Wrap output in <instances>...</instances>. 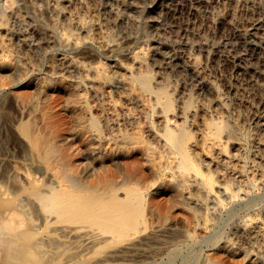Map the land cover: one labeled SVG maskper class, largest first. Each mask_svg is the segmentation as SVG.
<instances>
[{"label": "bare ground", "instance_id": "1", "mask_svg": "<svg viewBox=\"0 0 264 264\" xmlns=\"http://www.w3.org/2000/svg\"><path fill=\"white\" fill-rule=\"evenodd\" d=\"M33 1L39 6L45 4V0ZM103 1L104 0H102V2ZM18 2L17 0H0V27L7 26L9 20L13 21L12 17L8 16V11L12 8L14 9L13 12L16 11L14 5L18 8ZM94 2L95 4H99L98 2L96 3V1ZM102 4H104V2L101 3V5ZM31 5L33 4L31 3L30 6ZM101 5H98V7H101ZM23 6H25V4ZM49 6L50 5L47 7ZM29 7L24 8L26 9V13L31 12L33 9L30 10ZM21 8L20 12H24V10L21 11ZM104 10L101 11V13L104 12ZM32 11L35 12V10ZM54 11L58 13V11ZM60 11L64 13V11H66L65 7L63 10L61 8ZM88 12H90V10ZM99 12L100 11H98L97 14ZM42 13L44 15L45 11L43 10ZM57 13L55 14L58 15ZM60 13L61 12H59V14ZM105 13L106 11L104 14ZM12 14L15 13L11 11L10 15ZM49 14L53 15V9ZM26 15L23 16L27 19L29 15ZM30 15H32V13ZM34 15L33 18L36 19V14ZM83 15L81 16L83 17ZM38 16L42 17L40 14ZM54 16L53 19H58L54 18ZM91 16L92 15H89V18ZM9 17H11V19H9ZM92 17L97 19L94 15ZM92 17L91 20L93 19V21L90 19L87 20L86 16L83 17V20L80 18V22L83 21L81 26L79 24H77V26L71 24L72 22L75 23L73 15L72 22L67 21L65 23L66 20H63L64 23L61 24V26L59 25L60 22L54 24V22L57 21H51L54 24L51 26L53 33H57V31L61 29L58 33L59 35H57V37L60 36V38L55 37V39H57H53V41L57 42V45L62 43L65 47H61L55 51H64L63 54L68 51L72 53V58L77 61H75L76 63L73 61L75 67L78 62L88 61L89 65H93V67L95 63H98V65L95 64L97 66L95 68L97 75L93 74L97 80L99 79L98 90H95V85H92L93 87L91 86L94 88V91H90V89L88 90L86 88V85L89 84V79L86 81L87 78H85V76H89L90 78L92 75L89 71H86V75L80 74V70L77 71L80 76L76 74L77 72H74L79 76L78 78H80L81 81L77 83L78 88L83 87V89L79 90L77 88L79 91L76 90V92L66 89V98L68 100L66 109L64 108L67 110L65 112L77 113L79 111V113L75 116L74 122H69L70 127L66 128L68 122H65V132L54 129L56 128L55 126L59 127V121L62 122L63 120H60L58 117L59 124H53L56 120L51 121L50 116L53 113H50V110L48 112L44 108L45 111L43 110L44 113L42 112L43 114H41V116L37 114L38 109L31 106L28 102L30 98L26 96V94L29 93L28 90V92H26V89H21L24 91V94L22 91V93L20 92L21 94L18 93L15 95L12 92L16 91H12L11 93L3 92V96H0L2 99V102L0 101V248L6 251L5 257H2L0 260L5 264H225L221 255L216 256V253H220V249H222L225 252L222 253L223 256L233 257L237 254H244L243 260H246L253 254L256 257L251 264H264V243L259 241L262 237H258L255 242H252L249 235L252 228L251 226L256 219L262 215V211L255 213L250 210L255 214H250L248 216L245 214L240 217L239 215L244 211H242L241 214L237 212L238 215L233 209V211L229 209V211L231 210L230 214L224 209L230 203H233L232 200L234 199H237L238 203V198H242L240 200H246L247 198V203L253 204L251 203L252 197L251 199L248 198L250 197L249 194L252 191L255 192V188L259 187V183L256 185L258 179L254 177V173L257 172L253 171L251 182L245 180L246 178L239 181L235 177V174L247 172V167H251V165L247 166L248 160L252 161L253 165H258V163H256L257 158H254V156L253 158L248 157L250 155L249 153L248 156H245L247 152H244L245 154H241L242 157L239 158L240 160H245L241 166L239 165L240 161L239 163L236 161L238 163L236 167L231 166H235L236 163L233 164L225 161L228 169L234 168L236 173H232L231 177L221 180L222 178L219 179V172L221 170L218 169V172L216 168L212 167L213 165L211 164H213V162H210L211 164L209 162L206 163V160L202 159L201 153H204V151L198 153L195 149V146L201 143L205 146L203 148L206 150L209 148L210 151L208 149V152L211 153L212 145L217 140L220 141L218 143L222 147L221 149L218 145L221 149L219 151L220 154L224 152L229 158V151L231 150H229V142L235 140L242 144H249L250 138L252 140V137H250V130L247 132V127L244 128L242 125L240 126L238 124L242 122V119H239L240 121L237 120L238 123H236L221 115H219L220 117L216 115L206 117L205 115V127L203 131L205 132V136H203V139L200 141L190 123V118H195L192 109L196 107L194 96L196 93L194 86H196V84L190 82L188 84V81L182 78L181 73L177 72V74L173 71L166 72L165 68L156 65L157 63H155V61L152 62L149 60L150 57L146 55L147 53L145 52L150 49V45L146 46L145 43L150 39L148 36L146 38V35L144 36L145 46L141 48L142 53H134L133 59L139 63L137 70L135 69V71H133L132 69L134 68L131 66L129 68L132 69L129 71V64L127 63L128 66L126 65V67V62L123 61V63L119 64V67H121V69H126L129 74H127V78H124L125 76L123 77L122 74L120 76L125 80L127 79L126 82H129L125 85L123 84L120 88L117 85L112 86L110 82L112 83L115 81L113 78H116L117 75L115 76L112 72L114 77L111 76L110 70L113 71L114 68L108 70L112 67H107V61L116 55L115 53L112 54L113 51H115V48L112 49V44L116 42L120 43L119 39L121 37L119 39L117 37H119L120 34V36H122L126 30L128 31L129 26L127 25L128 28L125 26L127 29L124 28L126 30L123 31V34L122 31H117L118 28L122 27L120 25V27L117 28L118 23L110 27L109 29H111V31L109 30L110 32L107 33V35L105 34L107 40L104 46H101L102 50L100 51L102 53H97L94 50V44L96 42L99 43L100 40H95L96 42L93 44L94 37L92 36L93 38H90L91 35L89 37H87L88 35L84 36L81 31L86 28L85 26L87 25L85 24H89L88 21H91V23L93 22L95 25V22L100 19L98 18L95 21ZM104 18L107 19V15ZM115 19L118 21L117 18ZM128 20L129 19H127V21ZM24 21H22L21 26L18 25V31H16V27H14L15 30H13V32H18V52L17 50L15 51L13 44L15 41H8V44L6 41L7 39L2 36L4 33L2 34L0 32V70L2 74H0V88L7 86L9 80L11 82L9 86H11V89H15L22 81L28 80L26 83L30 85L32 83L33 85L36 79H38L40 81L38 85L40 94L44 95V98L45 96L48 98L50 96V94L48 96V92L55 87L59 81L61 82L62 77L65 80L67 79V83H64V85L70 87V85L75 83L74 81L73 83L71 82V78L74 80L73 78L76 75H72L69 68H62V64L58 66L60 65L58 61V65L53 59L55 63L52 62L48 52L53 46H48L42 42L44 39L42 40L39 38L41 40H38L40 43L36 45L32 44L35 40L34 36L32 37L30 33H34V31H31V25L33 24L29 22L30 20L27 23H23ZM44 21H46V19ZM44 21H39L37 25L40 26L36 27V29L39 28L38 32H41V34H45L47 28L50 27L48 26L50 23L46 26L47 23ZM111 21L113 22V17ZM116 21L114 20V22ZM110 22L106 21L105 25ZM11 23L12 22H10V24ZM35 23L37 22L35 21L34 24ZM121 23L122 22H120V24ZM15 24L14 26H16ZM93 24L91 26H93ZM91 26L87 29L88 33L93 29ZM115 27L117 29H115ZM134 27L136 28L137 26L135 25ZM134 27L133 30L135 29ZM2 30L4 31V28ZM135 32H137V30ZM16 33L14 34L16 35ZM103 33H106V31ZM137 34H139V32ZM137 34L135 33L133 35L137 36ZM149 34L151 33H148V35ZM51 35L56 36L54 34ZM92 35H94V33H92ZM131 35L130 33V36ZM13 36L14 35L7 38L11 39ZM44 36H46V34ZM103 36L104 35L101 37ZM85 37L89 38L92 43L87 45ZM123 37L122 40H124ZM152 37L153 35L151 36V40L153 39ZM46 38L47 36L45 39ZM72 39H76L73 41L76 43L71 45L70 41ZM104 39L101 41L104 42ZM134 39H136V37ZM82 41H84L85 44L81 45ZM170 41L172 40L170 39ZM175 43L178 44L174 42V46L176 45ZM47 44H50V42ZM167 44H170V42ZM116 45L117 47L119 46L118 43ZM180 46H182V44ZM66 47L67 50L65 51ZM124 48L120 49L119 47L121 51ZM172 48L174 49V47ZM201 48L202 46L200 50ZM119 49L115 52L119 53ZM158 50H160V48ZM117 56H119V54H117ZM121 57L123 56L121 55ZM54 58L56 59L57 57ZM73 62L71 66H73ZM32 64H34L33 68L35 66L39 68L38 72L40 73L37 74L39 78L36 77L35 79L34 77L35 80L32 79V76H34L33 72L35 71V68L34 71L31 69L32 67L30 68ZM77 65V68L82 66V64L81 66L80 64ZM93 67L91 66L90 68L93 69ZM156 67H158L159 70H157ZM84 69L85 67L83 66L82 70L84 71ZM7 71L11 73L5 76L4 72L8 74ZM71 71H73L72 68ZM58 73L62 75L60 78L61 80L59 79L58 81L57 79L58 82L55 83L56 80L55 78L53 79V77L55 75L58 76ZM118 76L117 78H119ZM94 77L92 78L95 80ZM2 78H8V83H6L4 79L2 80ZM182 80H184L183 86L185 90L188 91V94L183 91L187 94L186 96H182L179 91V87L182 86ZM109 84L111 85L109 87H113L111 90L109 89L110 91L107 89V85ZM216 86L219 87L218 85ZM2 89L5 91L6 87ZM216 89L218 90V88ZM96 93H99V95L103 97L102 103L101 101L99 102L100 99L97 98L99 96H96ZM117 94H125L126 97H130L129 99H121L120 96L117 99L116 97L119 96ZM40 96L41 95H39V97ZM32 97L35 96L31 95V98ZM137 98L138 102H140V99L142 104L145 103L147 105V109L141 111V107L135 104L128 110L131 111L132 114L138 116L137 120L130 119L131 117L125 118L124 115H126V111L128 110H124L126 103L123 101H134ZM39 99L38 101L40 102L41 99ZM50 99L51 97L48 98V100ZM27 102L30 106H28ZM32 103L34 102L32 101ZM97 103L98 105L96 106ZM111 104H113L117 116H120L121 113L125 111L123 115L124 123L121 119L119 121L118 117V121L122 122V124L119 123L120 125L118 128H115L116 125L113 126V124L110 123L114 118L111 119L109 116V113H111ZM118 104L120 106L122 105L123 109L120 108L121 110H119ZM128 104L129 103H127V105ZM42 106L40 107L42 108ZM79 106L80 110L78 108ZM128 106L130 107V105ZM225 106L226 103L223 104V107ZM43 107H46V105ZM126 108L128 107L126 106ZM226 108L228 109V105ZM11 111H13V115ZM33 113L35 114L33 115ZM28 115H33V117L31 116L32 118L30 119ZM53 115L52 117H54ZM105 115H107L106 118ZM128 115L132 116L130 112ZM25 116H27V119H24L26 118ZM63 116L65 117L66 115ZM72 117L74 118V116ZM234 120L236 119L234 118ZM43 122H45L44 125L42 124ZM5 131L7 136H4ZM251 134H253V132ZM61 137H64L61 139L62 142L59 141ZM210 141L211 144L213 142L212 145H208ZM12 143H14V145H12ZM17 144L24 147V151L22 150L23 153L16 150ZM106 147H108V150L105 153ZM253 148L249 145V148L247 147L245 149L251 152ZM237 151L240 152L239 150ZM116 153H120L119 156ZM236 155L234 154V156ZM212 156L214 157V155ZM230 156L232 157L233 154ZM259 156L264 158L263 155ZM231 160L232 159H230V161ZM260 161L262 162V160ZM233 162L235 161L233 160ZM260 164L258 165L259 167ZM261 166H263V164ZM221 175L225 176V174ZM263 175L264 174L261 176L263 177ZM220 185L223 186L224 189H222ZM262 186H264V184ZM261 188L263 191V187ZM164 192L170 194V198L166 199L167 204L165 203L166 200L163 202L164 199L161 200V197L159 198ZM226 193L229 194L227 199L231 201H229L230 203L227 202L226 196L223 198ZM186 195L192 200L186 198ZM263 195L260 198H264ZM195 199H202L201 201L204 205L201 206V203L199 204V201L197 202ZM254 201L259 203L258 200ZM255 204L251 207L254 208V211H256V207L254 206H258V204ZM211 205L212 208L209 207ZM228 208L231 207L228 206ZM223 209L228 212L227 216L229 215V218H227V216L224 218L222 217L223 220L227 218L225 221H222L220 217V222H223L224 226H222V230L220 227V231L215 232L214 230L217 229L216 227L219 226L218 223H220L218 218L219 213L222 212ZM178 210H182L183 213L181 214ZM177 211L180 214H178ZM236 214L240 219L237 218L234 223H231ZM262 216H264V213ZM262 219L264 221V218ZM257 223L258 222H256V224ZM257 225H259V223ZM227 226L230 228V231L226 232V229H228L226 228ZM204 230L207 232L205 236H202L201 232ZM208 231H213L211 234L215 233L214 235H209L207 234ZM261 231L262 230H260V232ZM205 232L203 233L205 234ZM260 234L264 237V231ZM201 237L202 239H200ZM252 238L253 237H251V239ZM245 239L250 240L247 242L249 244L244 243ZM205 248L208 249V251L214 249L219 250L214 251L213 255L207 254L205 257H202V252L205 251ZM58 249H64L66 252H58ZM225 259H228V257ZM239 263L240 262H237L236 264Z\"/></svg>", "mask_w": 264, "mask_h": 264}, {"label": "rangeland", "instance_id": "2", "mask_svg": "<svg viewBox=\"0 0 264 264\" xmlns=\"http://www.w3.org/2000/svg\"><path fill=\"white\" fill-rule=\"evenodd\" d=\"M25 1L19 0V2H18V0H17V2H18L17 4H18L19 10H18L16 5H14V8H15L16 11L13 12V10H14L13 8L10 9L9 11L7 10L8 11V16H11L13 21L9 20V24H8L9 26L5 25V27L4 26L0 27V32L2 34L3 33L5 34V35L3 34L2 36L5 37V39H7L6 40L7 42L8 41L11 42V40H12V42L15 41L13 43L14 47H15V51L16 50H17V52L19 51V48H18L19 47V42L17 40L18 32L17 33L13 32V30H15L14 27H16V29H17L16 31H18L19 26L22 25V21H24L26 19V17L23 16V15H26L28 13L26 16L29 15L30 17L28 16V18L25 20L26 22L24 21L23 23H27L30 20L29 22H32V24L35 26L34 27L33 25H31V31H34V33L33 32H30V33H31V36L32 37L34 36V38H35V40H34L35 42L33 41L32 44L36 45V44L40 43V41H41L40 39H42V40L44 39L42 42H44L46 45L53 46V47L56 45L55 46L56 48L55 47L54 48L52 47V49H50L51 47L49 48L50 50H53V51L49 50V52H51V53L48 52L49 58L51 60L53 59L56 62L57 65L60 63V65H58V66H61V64H62V66H61L62 68H67V69L69 68L70 72L72 73V75H76V74L78 75L79 73L86 75L85 73H87L89 71V73L92 74V75H91L90 78H89V76L88 77L85 76V78H87L86 81H88V79H89V82H88L89 84L86 85V88L88 90L90 89V91H94V88H92V87L95 85L94 87H95V90H96L98 88V84H99V82H98L99 79L97 80L96 77L93 76V74H96V69L95 68L97 67L96 65H98V63H95L96 65L94 64V67H93V65H89L88 61H86L87 64H86V62H78L77 64H80V66L82 64V66H81L82 69H83V66L85 67V69H87V70L84 69V71L81 69V67L77 68L78 67L77 64H76V67H75L74 62L76 60H74L72 58V53H69V51H68L67 53L65 52V54H63L64 51L62 49L65 48L64 44L60 43V45H57L58 43L53 41V39L56 40L58 37L60 38V36L57 37V35H59L58 33L61 31V29H59V31H57V33H53L52 32L53 30H51V26H52V24H53V22L55 20V19H53V16L55 15L54 18H58V19L55 20L57 22H54V24H57L58 22H60L59 23L60 26H61V24L64 23L63 20H66L65 21V23H66L67 21H69V22L71 21L72 22L73 18H75L74 19L75 23L72 22L71 24H74L76 26H77V24H79L81 26L83 21L80 22V18H82L81 20H83V17L86 16L87 20L88 19L91 20V17L93 15L97 19L100 18V19H98L99 20L98 21L97 19L92 17V18L95 19V21L97 20L95 22V25L93 24V22L91 23V21H93V19H92L91 21H88L90 25L88 23L85 24L88 27L85 26L86 28H84V30H81L82 34L84 36L88 35L87 37H89L91 35L90 38L94 37L93 44L96 41L100 40L101 43L100 42L99 43L96 42L94 44V50L97 53H102L100 51V50H102L101 46H104V44H105V42L107 40V38L105 37V34L107 35V33H109L111 31V29H109L110 27H113V26H115V23H118L117 24V28L120 27V25L122 27H120L118 29L115 27V29H117V31L118 30L122 31V34H123V31H125L128 28L127 27V25H128L129 26L128 31L129 30L130 31L129 32L127 30L126 31L129 34H127L126 31H125L124 34L122 36H120L121 35L120 34L121 32H120L119 33L120 35L118 34L119 37H117L118 39L121 37L119 39L120 43L116 42L115 44H112V47H113L112 49L115 48V51H118L119 47H120V49H122L124 47L125 48L122 51L119 49V53L113 51L112 54L115 53L116 55H114L113 58H111L110 60L107 61L108 62L107 63L108 64L107 67H109V66L112 67V68H109L108 70L114 68L113 71L110 70L111 74L113 72V74H115V76L119 75L118 76L119 78H117V76L115 78L113 74L112 75L110 74L112 77H114L113 80L115 79V81L111 80V81H113L115 83H113V82L111 83L110 82V84L112 86L117 85L120 88V87L123 86V84L125 85L126 83L129 82V81L126 82L127 79L126 80L124 79V78H127L126 76H127V74H129V72L126 69H121V67H119V64H121V63H123V61H125L126 62V64L124 63L125 66L126 65L128 66V64H129L128 68L131 67V66H132V68H134V69L129 68V71H131V69L133 71H135V69L137 70L139 63H138V61L133 59L134 53H137V52L138 53L139 52L142 53V50H141L142 46L144 47L145 44H146V46L150 45V49L147 50V52H145V53H147L146 55H148L150 57L149 60H151L152 62L155 61V63H157L156 65H158V66L160 65L162 68H165L166 72L173 71L174 73H177V72L181 73L182 78H184V80L188 81L187 82L188 84H189V82L196 84V86H194V90L196 91V93L194 95L195 96V105H196V107L192 109L193 114H195V118H190V121H191L190 123L192 124V126L194 128V131L197 133V138L200 141H201V139H203V136H205L204 135L205 132H203L204 131V127H205L204 126V117H205V115H206V117L207 116L210 117L211 115H216L217 117H220L219 115H221L222 117H224L226 119L228 118L231 121H235L236 123H238L237 120H239V119L241 120L242 119L241 120L242 122H240L238 124L240 126L242 125V127H244V128L247 127L246 128L247 132H248V130H250V135H251L250 137H252V140L250 138L249 144L248 143L247 144H245V143L242 144L238 140H237L238 142H236L235 140L230 141L229 142V150L231 149L229 151L230 155L233 154V156H234V154L235 155L237 154L234 157L233 156L231 157L228 154L229 158L231 157L230 159H232L231 161H230V159L227 157V155L224 152L223 153L221 152V154H220L219 151L222 149V147L218 143L220 141L216 140V142L218 144L216 142L213 144V142H212L213 145L211 144V141H213V140H211L210 143L208 142V145H212V151H211L212 154L208 152L209 148L207 150L204 149L203 147H205V146H203V144H201V143L198 144V146H195V145L194 146H195V149H196V151L198 153H201L202 151H204V153L203 152L201 153V156H202V159L206 160L205 161L206 163L207 162H209V163L213 162V164L210 163L211 165H213L212 167L216 168L217 170L218 169L221 170L220 172L218 170V172L220 174L219 175L220 176L219 179L222 178L221 180H223L224 178L231 177L232 173L233 174L236 173L234 168L233 169H230V168L228 169L226 162H231L233 164L236 163L235 166L231 165L233 167H236V165H238L239 161H240L239 165L240 166L243 165L242 163H244L245 160H240L239 158L242 157L241 154H245L244 152H247V154H245V156H248L250 154L248 157L253 158V156H254V158H257L256 159V163H258V165L261 163L260 167L257 164L253 165L252 161L248 160L247 162L249 164L247 163V166L251 165V167L250 166L247 167L248 168L247 172H243L242 174L241 173L240 174L236 173L237 176L235 174V177L239 181L241 179H245L246 178L245 180L251 182L252 173H254V172L259 173V174L254 173L255 174L254 177L256 179H258L257 180L258 182L256 183V185L259 183L258 185H259L260 188L258 186L257 187L259 189L255 188V190H254V188H253V190L255 192L252 191L251 193H253L254 195L250 193L251 195L249 194L250 197L248 198V199H251V197H252V199H251L252 202L251 203H253V204L257 203V201H254V200H258V202H259V203H257L258 206H254V207H256L255 208L256 211L253 210L254 208H251L253 206V204L251 205L250 203L249 204L247 203L248 202L247 198H246V200H244V199L240 200L242 198H238V203H237V199L236 200L234 199V200H232L233 203H230L231 201L227 199V196L229 195L227 193L224 194L223 198H225V196H226L227 202L230 201L229 202L230 204L228 206H230L231 208H228V206H227L224 209H226L229 212V214H230L232 209L234 211H236L235 213L239 212V214H241L242 211H244L241 215H239L237 213L240 217L244 216L245 214H247V216L250 215V214H255V213H258L259 211H262L261 213L263 215V213H264V202H261V201H264L263 200L264 198H260V197L264 194V186H262L264 184V175H263V177L261 176L262 174H264V172H263L264 171L263 170L264 169V160H263L264 158H262V156H259V155H263V157H264V138H263L264 137L263 136L264 135V0H126V1L125 0H112V1L111 0H104L103 1L104 4H102V5H101V3H103L102 0H100V1H98V0H49V1L45 0V4L42 5V6L36 5L33 0L32 1L31 0H25ZM46 1H47V4H46ZM94 1H96V3L98 2L99 4H95ZM105 1H106V3H105ZM49 2H50V4H49ZM31 3L34 5V7H33V5H31L32 7L30 6ZM24 4H25V6H23ZM111 4H113V5H111ZM19 5H22V6H19ZM48 5H50L51 7L50 6H49L50 8L47 7ZM98 5L99 6L101 5V7H98ZM43 6H44V8H43ZM26 7H29L30 10L33 8L32 10H35V12L31 10V12H27L26 13V9H24ZM64 7H65V10H66V11H64L65 14L63 13V11H60L61 8L63 10ZM20 8H21V11L24 10V12L22 11L23 14H22V12H20ZM45 8H47V9H45ZM102 8H104L105 10L102 9ZM52 9H53V15L49 14ZM57 9H60V10H57ZM82 9H83V11H82ZM43 10L45 11L44 15H46V16L43 15V13H42ZM47 10H49V11H47ZM54 10L58 11V13L55 12ZM89 10H90V12H88ZM103 10H104V12L106 11L105 14H104V12H102L103 14L101 13V11H103ZM11 11H12V13H15V14L10 15ZM78 11H81V12H78ZM98 11H100V12L97 14ZM121 11H122V16H121ZM59 12H61V13L59 14ZM31 13H32V15H30ZM55 13H57L58 15H56ZM81 13H83L84 15L81 14ZM85 13H87L89 15H92V16L89 18V15H87ZM17 14H20V15H17ZM34 14H36V19L38 18L37 20L35 18H33ZM39 14H40V16L42 15V17H39L38 16ZM62 14H63V16H62ZM70 14L73 15V18H72V15H70ZM99 14H101V15H99ZM49 15H52V16H49ZM81 15H83V17ZM98 15L102 16V17H99ZM106 15H107V19L104 18V17H106ZM47 16H48V18L50 20L47 18ZM11 17H9V19H11ZM34 17H35V15H34ZM108 17L111 18V19H109ZM112 17H113V22L111 21ZM65 18H67L68 20L65 19ZM115 18H117L118 21H116ZM118 18H120L121 20L118 19ZM41 19L43 21L45 19H46V21L48 20L47 22L44 21L45 23H47L46 26L49 23L51 24V25L50 24L48 25L50 27H48L46 32H45V34L47 36V38H46L47 41L45 39L46 36H44L45 34L44 33L41 34V32H38L39 28L36 29V27L40 26V25H37V24H39L38 23L39 21H42ZM76 19H78V20H76ZM127 19H129V20L127 21ZM33 20H34V22L36 21L37 23L34 24ZM58 20H60V21H58ZM108 20H110L111 22L108 21ZM114 20L116 22H114ZM51 21H53V22H51ZM61 21H63V22H61ZM106 21L110 22V23L109 24L107 23L105 25ZM119 21L122 22V23L120 24ZM10 22H12V23L14 22L13 25H12V23L10 24ZM125 22H127L129 24H127ZM124 23H125V25H124ZM14 24L16 26H14ZM92 24H93V26H91ZM103 24H104V26H103ZM10 25H11V27H10ZM107 25H108V27H107ZM123 25H124V27H123ZM135 25L137 27H139V28H137V27L135 28L134 27ZM89 26H91V28H93L89 32L90 34L87 32V29L89 28ZM6 27L7 28L9 27V28L7 29ZM12 27H13V29H12ZM133 27L135 28L134 30H133ZM3 28H4V31L2 30ZM32 28H33V30H32ZM59 28H61V27H59ZM121 28H123V29H121ZM124 28H126V29H124ZM136 30H137V32H135ZM85 31L87 32V34H86ZM105 31H106V33H103ZM149 31H152L153 33L149 32ZM5 32H7V33H5ZM49 32H50V34H49ZM138 32H139V34H137ZM14 33H16V35ZM92 33H94V35H92ZM130 33L132 35L136 33L137 36L133 35V37H132V35L130 36ZM148 33H151V34L148 35ZM6 34H8V35L12 34L14 36L11 39H9L7 37H9V36L11 37L12 35L8 36ZM51 34H54L56 36H53ZM83 35H81V36L84 37ZM102 35H104V36L101 37ZM128 35H129L130 38L128 37ZM152 35H153V37H152L153 39L151 40V36ZM40 36H43V37H40ZM51 36H53V37H51ZM123 36H125V37H123ZM144 36L146 38L148 36L149 39H150L146 43H145V37ZM14 37H16V38H14ZM55 37H57V38L55 39ZM122 37H123L124 40H122ZM131 37H132V39H134L136 37L137 40L136 39L132 40ZM101 38H103V39L106 38V39H104L105 41L103 42V41H101V40H103ZM125 38H126L127 41L125 40ZM170 39L172 41H170ZM38 40H40V41H38ZM75 40L72 39L70 41L71 45L76 43V42H73ZM85 41H86L87 45L92 43V41L89 40V38H86ZM9 42H8V44H9ZM49 42H50V44H47ZM148 42H149V44H148ZM169 42H170V44H167ZM174 42H177L178 44L175 43L176 45L174 46ZM117 43L119 45L118 47L116 45ZM83 44H85L84 41H82L81 45H83ZM96 44H98V45L101 44V45L98 46ZM181 44H182V46H180ZM96 46H97L98 49L96 48ZM201 46H202V48H201L202 51L200 50ZM61 47H63L61 49L63 52L55 51L57 49H60ZM172 47H174V49ZM180 47H182V48H180ZM156 48H158V49L160 48V50H158ZM66 50H67V47H66L65 51ZM54 51H55V53H54ZM120 51L122 53L123 52L124 53L122 54ZM199 51H201V52H199ZM120 53H121V55L124 58L121 57ZM117 54H119V56H117ZM50 55L51 56L54 55V56L51 57ZM54 57H57V58L55 59ZM65 59L67 60V62H66ZM117 59H120V60L123 59V60L120 61V60H117ZM53 60H52V62H54ZM64 60H65V64H64ZM68 60H69V62H68ZM72 62H73V66H71ZM66 64L67 65L70 64V65H68L69 67ZM99 64H101V63H99ZM33 65L34 64L30 65V68L32 67L31 69L33 71H34V68H35V71L33 72L34 76H32L33 77L32 79L35 80L36 77L39 78V75L37 76V74L39 73L38 72L39 68H37L36 66L33 68ZM63 66H65V67H63ZM91 66L93 67V69L90 68ZM71 68H72L73 71H71ZM75 69H77V70H75ZM120 69H121V71H120ZM156 69L159 70L158 67H156ZM79 70L82 71L83 73L80 72ZM77 71H79V73ZM91 71L94 72V73H92ZM7 72H8V74H6V72H4L5 76H7V75H9L11 73L9 71H7ZM74 72L75 73L77 72V73L75 74ZM0 74H1V70H0ZM80 74H79V76H80ZM121 74H122L123 77L124 76L125 77L122 78V76H120ZM159 75H162V74H159ZM159 75H157V76L160 77ZM56 76L57 75H55L53 77V79L55 78V80H56L55 83H57L59 81V79L61 78L62 75L59 74L57 76V78H56ZM76 76L75 77L73 76L74 80H72V78H71V82L73 83V81H74L75 83L70 85V87L64 85V83H67L66 82L67 79L65 80L62 77V80L63 79L64 80L62 81L60 79L61 82L60 81L58 82V84H57L58 86L55 85V87H53L48 92V96L50 94V96L48 98L51 97L50 100H48V98H46L47 96H45V98H46L45 99L44 95L40 94V89L38 88V85H39L40 81L38 79H36V81L34 82L33 85H32V83H31V85L29 83H26L28 80H25V81L20 82L18 87H16L17 89L16 88L15 89H11V86H9L11 84L10 80L8 81V78L7 79L2 78V80L3 79L6 80L5 81L6 83H8V82L9 83L7 84L8 87L7 86L2 87V88L6 87L5 91L2 88H0V91H1L0 92V96L2 97L3 96L2 94L6 93V92H10L11 93L12 91H16L17 92V93L16 92H12L15 95V94H18L20 92L22 93L23 90H21V89H24V90L26 89L25 90L26 92L29 91V93H27V94L25 92L26 96H29L30 98H31V95L35 96V97H32L31 99L29 98L31 101L28 99V102L31 104V106L36 107L38 109L37 114L38 115L40 114L39 116H41V114L44 113L43 110L45 111V109H46L48 112L50 110V113L54 114V115L52 114L54 117H52V115L50 116L51 121H54V120L57 121V122L54 121L53 124L54 123H55V125L59 124L58 123V121H59L58 117L60 118V120H63L62 122L59 121L60 122V125H59L60 128L58 126L54 125L56 127L54 129H59L60 131L62 130V132H65L64 128L66 126H67L66 128L70 127L69 122H71V123L74 122L75 121V116L77 115V113H79V111L77 113H75V112H73V113L65 112V111H67L65 109H66V104H67V100H68L66 98V91L69 90V91H72V92H76V90L78 88L77 83L81 82L80 78H78L79 76H77V79H76ZM34 77H35V79H34ZM92 77H94L95 80ZM57 79H58V81H57ZM123 79H124L125 82L123 81ZM68 80H70V79H68ZM184 80L181 81V85L182 86L180 85L181 87H179L180 88L179 91H180L182 96H186L188 94V91H186L184 86H183ZM36 83H37V85H36ZM120 83H121V85H120ZM110 84L107 85L108 86V88H107L108 90L109 89L111 90L113 88V87H109V86H111ZM216 85H218L219 87H217ZM71 86L74 87V88H72ZM216 88H218V90ZM73 89H75V90H73ZM78 89L82 90L83 87L78 88ZM79 90H77V91H79ZM183 91H185L187 94L185 92H183ZM32 92L34 94L36 92L37 95L36 94L34 95ZM217 92H218V94H217ZM23 94H24V91H23ZM29 94H31V95H29ZM39 95H41V96L39 97ZM117 95H119V94H117ZM122 95L120 94L116 98L118 99L121 96V99H127V98L129 99V97H130V96L126 97L125 94H122ZM96 96H99L97 98L100 99L99 102L101 101V103H102L103 97H101L99 95V93L98 94L96 93ZM38 99L40 100V102L38 101ZM44 100H46V101H44ZM137 100H138V98L135 99L134 101H130V100L123 101L124 103H126V105L124 106L125 107L124 110L126 111L129 108H131L133 105L136 104L138 107L139 106L141 107L140 108L141 111L142 110L145 111L147 109V105L145 103H144L145 105L142 104V101L140 99H139L140 102H138ZM0 101L2 102V99ZM32 101L34 103H32ZM1 102H0V104H1ZM28 102H27V104H28V106H30V104ZM133 102H134V104H133ZM38 103H40V104H38ZM101 103H99V104H101ZM127 103H129L128 105H130V107L127 105ZM225 103H226V106L223 107V104H225ZM42 105L43 106L46 105V107H43ZM97 105H98V103L96 104V106ZM227 105H228V109L226 108ZM40 106H42V108ZM126 106L128 108H126ZM47 107H48V109H47ZM78 108L80 110V106ZM110 108H111V110H110L111 113H109V116L111 117V119L114 117L110 121V123L113 124V126L116 125L115 128L119 127V125H120L119 123L122 124L124 117L125 118L131 117L130 119H133V120H137V118H138L137 115L132 114V112L129 111V110L128 111L130 112V115H132V116L128 115L129 114L128 111H126V115L127 116L124 115L125 111H123V113H121L122 116L121 115L117 116L116 115L117 112L115 111V108L113 107V104L110 105ZM118 108H119V110H121L120 108L123 109L122 105L121 106L119 105ZM225 108L227 110V113H226ZM221 110H222V113L225 112L227 115L225 113H223V115H222ZM11 113L13 115V111H11ZM50 113H49V115H50ZM34 114L35 113H33V115ZM228 114L232 117V119H231V117ZM33 115H30V116L28 115V116L31 119L33 117ZM63 115H66V116L64 117ZM71 115L74 116V118ZM123 115H124V117H123ZM237 115H239L240 118ZM106 116L107 115H105V118H106ZM25 117L26 118H24V119H27V116H25ZM55 117H57V118H55ZM66 117H67V119H66ZM118 117H119V121L121 119L122 122L118 121ZM71 118H73V119H71ZM234 118L236 120H234ZM65 122L66 123L68 122V124L66 125ZM42 124L44 125L45 122H43ZM61 127H62V129H61ZM253 128H254V131H253ZM251 131L253 132V134H251L252 133ZM257 134H259L261 136V138ZM4 136H7L6 131L4 133ZM62 138H64V137H61L59 139V141L62 142V140H61ZM252 141H253V143H252ZM250 142L252 143V145H251ZM194 144H196V143H194ZM241 144H242V146H241ZM12 145H14V143H12ZM218 145L221 147V149L218 147ZM249 145L252 148L254 147L252 149V151L254 150L253 152L252 151L250 152L248 149H245L247 147L249 148ZM243 146H244L245 150L243 149ZM17 147H19V148H17ZM17 147H16V150L18 152L21 151L23 153L24 147L23 146L21 147L18 144H17ZM238 147H240V148H238ZM213 148H214V150H213ZM235 148H238V149H235ZM241 149L243 150V153H242ZM107 150H108V147H106L105 153L107 152ZM237 150H239L240 152H238ZM246 150H248V151H246ZM209 151H210V149H209ZM116 154L119 156L120 153L119 154L116 153ZM208 154H210V155H208ZM224 154L226 155V157H225ZM206 155H207V157H206ZM212 155H214V157ZM218 155H220V156H218ZM236 157H238V158H236ZM233 160L235 162H233ZM260 160H262V162ZM262 164H263V166H261ZM237 167H239V166H237ZM226 168H227V170H226ZM221 174H225V176H222ZM220 187L222 189H224L223 186L220 185ZM261 187H263V191L261 190L262 189ZM262 192H263V194H262ZM258 193H259L260 196L258 195ZM168 194L169 193H165L164 192V194L159 196V198L161 197V200L164 199L163 202H165L166 199L170 198V194L169 195ZM188 196L186 198H190ZM253 196H254V199H253ZM163 197H165V198H163ZM263 197H264V195H263ZM201 200H196V201L197 202L199 201V204L201 203L200 205L203 206L204 203ZM165 203L167 204V200H166ZM257 204H255V205H257ZM237 205H239V206H237ZM209 207L212 208V205L209 206ZM224 209L222 210L223 213L222 212L219 213V217H218L219 218V222H220L221 219H222V221H225L227 218H229L228 217L229 215L227 216L228 212L225 211ZM229 209H231V210L229 211ZM250 210H252L255 213H252V211H250ZM178 211L181 214L183 213L182 210H178ZM178 211H177V213L180 214ZM212 211H214V210H212ZM237 214H236V216H234V220L233 221L231 220L232 221L231 223H234V221L237 220V218L240 219V217H238ZM220 215H222V216H220ZM262 215L259 217L260 219L257 218L256 221L254 222V224L251 226L252 228L250 230V234L249 235H250V240L252 242H255V240L258 239V237H260V238L262 237L261 239L259 238L260 239L259 241L264 243V241H263L264 237H263L262 234H260V233H262L264 231V226H263L264 225V221L262 219V218H264V216H262ZM226 216H227V218L223 220V218L226 217ZM220 217H221V219H220ZM256 222H258L259 225H257L258 223L256 224ZM223 224H224L223 222L218 223L219 226H217L216 227L217 229L214 230V231L217 232V231H220V229L222 230V228H223L222 226H224ZM226 228H228V229H226V232L230 231L229 230L230 228L228 226ZM260 230H262V231L260 232ZM203 232H205V230L201 232V235L205 236L207 231L205 232V234ZM212 232L208 231L207 234L214 235L215 232L213 234H211ZM251 237H253V238L251 239ZM200 239H202V237ZM250 240H246L245 239L244 243L245 244H249L247 242H249ZM212 249H214V248H212ZM204 250L205 251L202 252V257L203 256L205 257L207 254L213 255L214 254L213 252L217 251L219 249H214V250H211V251L209 250L208 251V249L205 248ZM57 251L61 252V253L66 252L64 249H58ZM208 252H210V253H208ZM5 253H6V251L4 249L2 250L0 248V259L2 257L3 258L5 257ZM222 253H225V252L222 249H220V253H218L219 255L216 253V256H220L221 255V257H223V259H224L225 264H230V263L233 264L235 262L236 263L240 262L239 264H242V263L251 264L255 260V257H256L255 255L252 254L248 259L243 260L244 254H237V255L231 257V256H225V255L223 256ZM226 257H228V259H225ZM230 260H233V261H230ZM0 264H5V263H3L2 260H0Z\"/></svg>", "mask_w": 264, "mask_h": 264}]
</instances>
